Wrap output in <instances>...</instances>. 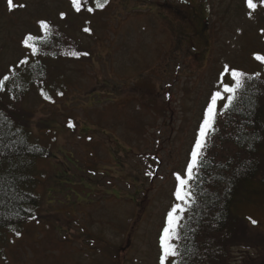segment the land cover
<instances>
[{"label": "rangeland", "instance_id": "1", "mask_svg": "<svg viewBox=\"0 0 264 264\" xmlns=\"http://www.w3.org/2000/svg\"><path fill=\"white\" fill-rule=\"evenodd\" d=\"M253 4L109 0L77 20L69 0H0L2 69L23 59L24 37L38 36L37 21L49 15L76 21L85 52L59 63L65 96L45 102L33 90L22 104L49 157L38 161L37 213L6 235L0 264H162L168 213L179 203L176 174L186 178L211 98L222 83L233 86L232 72L255 68L253 52L264 55V0ZM198 7L207 27L191 40L186 17H199ZM245 219L249 245L233 249V264L264 252V209Z\"/></svg>", "mask_w": 264, "mask_h": 264}, {"label": "trees", "instance_id": "2", "mask_svg": "<svg viewBox=\"0 0 264 264\" xmlns=\"http://www.w3.org/2000/svg\"><path fill=\"white\" fill-rule=\"evenodd\" d=\"M69 1L77 20L84 12L109 4L108 0L97 8L95 0H88L77 11ZM201 8L196 22L200 31L194 34L198 37L204 36L207 27ZM41 21L48 27L42 28ZM41 21H37L40 34H27L22 41L32 35L28 43L35 45L36 53L23 44L27 50L23 59L8 69L0 67V247L7 234L16 235L37 213L38 161L49 157L22 116V104L33 90L40 91L45 102L53 95L60 98L67 79L59 63L85 57L73 35L77 23L68 14L58 19L49 15ZM79 25L82 30L87 27ZM251 58L253 70L234 71L243 74L236 78L241 83L231 78L236 88L233 105L226 107V99L216 110L215 133L208 135L203 167L191 182L196 199L178 219L179 238L173 244L183 255L168 264H233V249L249 245L244 233L252 229L245 217L250 210L264 209V55L253 52ZM250 264H264V252Z\"/></svg>", "mask_w": 264, "mask_h": 264}, {"label": "snow or ice", "instance_id": "3", "mask_svg": "<svg viewBox=\"0 0 264 264\" xmlns=\"http://www.w3.org/2000/svg\"><path fill=\"white\" fill-rule=\"evenodd\" d=\"M9 6H12V0H8ZM73 4L76 6V10L80 11L81 4H87L88 0H72ZM108 0H95V4L97 8H102L104 4H106ZM248 6L250 8H254L253 0H248ZM89 12L92 11V8L87 9ZM63 16V14H61ZM42 28H47L48 25L41 21L40 22ZM85 32H90V29L85 28ZM34 37L32 35H28L24 40V44L26 47L30 48L33 54L36 53L37 49L35 45L29 44V41H32ZM238 75H243L242 73L238 74L236 72H232V79L236 81ZM5 80L8 78L5 77ZM239 85L241 82L236 81ZM222 91H216L215 95L211 98V105L208 107L207 113L204 116L203 124L200 127L199 137L195 140V147L191 152V160L186 168V178H183L180 174H176L177 181V189L175 191V196L179 203L174 206L171 211L168 213V223L169 227L164 229V240L162 243L163 247V257L161 258L162 264H167L169 258L173 260L177 257L182 256L183 254L179 252V249L172 243V241L179 238V222L176 219L178 213L185 211L187 208L191 207L196 199L195 193L192 191L191 182L196 180L199 176L200 170L203 167V157L205 155L204 149L207 145L208 135L209 133H215V123H216V107L219 101L224 100V95L222 93L228 94V105L226 107H230L233 105L234 96L233 94L236 92V88H234L229 83L221 84ZM2 90V88H0ZM62 95V93H61ZM48 98V97H46ZM223 114V113H221ZM69 127H72V124H69ZM254 138V137H253ZM91 139V138H90ZM183 205L184 207H181ZM252 223H256L252 221Z\"/></svg>", "mask_w": 264, "mask_h": 264}, {"label": "flooded vegetation", "instance_id": "4", "mask_svg": "<svg viewBox=\"0 0 264 264\" xmlns=\"http://www.w3.org/2000/svg\"><path fill=\"white\" fill-rule=\"evenodd\" d=\"M197 10H195L194 12H192L191 18H190V14L188 15V17H186V21L189 22L190 26L193 27V25L196 27V30L193 27V32L194 34H198V32L200 31V27H198V25L196 24L197 22Z\"/></svg>", "mask_w": 264, "mask_h": 264}]
</instances>
